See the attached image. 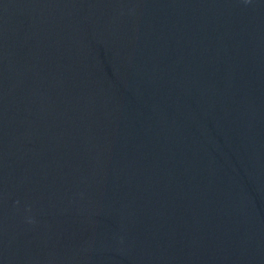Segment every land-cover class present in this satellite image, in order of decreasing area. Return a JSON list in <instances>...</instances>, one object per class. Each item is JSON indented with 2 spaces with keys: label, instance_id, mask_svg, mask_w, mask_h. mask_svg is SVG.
I'll return each mask as SVG.
<instances>
[{
  "label": "water",
  "instance_id": "95a60500",
  "mask_svg": "<svg viewBox=\"0 0 264 264\" xmlns=\"http://www.w3.org/2000/svg\"><path fill=\"white\" fill-rule=\"evenodd\" d=\"M0 264H264V0H0Z\"/></svg>",
  "mask_w": 264,
  "mask_h": 264
}]
</instances>
